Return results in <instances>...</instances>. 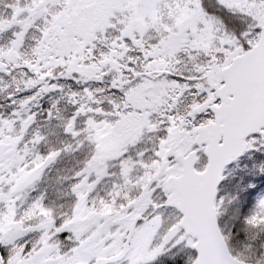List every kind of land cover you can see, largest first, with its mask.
Listing matches in <instances>:
<instances>
[{
	"label": "snow or ice",
	"instance_id": "1",
	"mask_svg": "<svg viewBox=\"0 0 264 264\" xmlns=\"http://www.w3.org/2000/svg\"><path fill=\"white\" fill-rule=\"evenodd\" d=\"M0 264H264V0H0Z\"/></svg>",
	"mask_w": 264,
	"mask_h": 264
}]
</instances>
